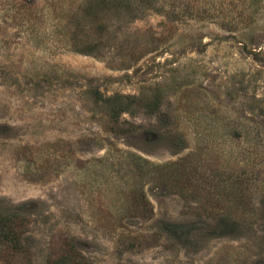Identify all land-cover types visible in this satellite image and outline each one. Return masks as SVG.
Segmentation results:
<instances>
[{
    "label": "rangeland",
    "instance_id": "374dc122",
    "mask_svg": "<svg viewBox=\"0 0 264 264\" xmlns=\"http://www.w3.org/2000/svg\"><path fill=\"white\" fill-rule=\"evenodd\" d=\"M66 254L264 264V0H0V264Z\"/></svg>",
    "mask_w": 264,
    "mask_h": 264
},
{
    "label": "trees",
    "instance_id": "16d2710c",
    "mask_svg": "<svg viewBox=\"0 0 264 264\" xmlns=\"http://www.w3.org/2000/svg\"><path fill=\"white\" fill-rule=\"evenodd\" d=\"M126 98H129V96H125ZM111 97H106L104 99L105 103H108L111 101ZM124 108V107H123ZM123 108H116V106L114 107V112L113 114H111V117L113 118V120L115 121H118L119 120V114L120 112L123 110ZM76 255V254H74ZM78 258H83V255H78V257H74L73 255H69V254H66V255H61L60 257L54 259L51 261L50 264H80V260Z\"/></svg>",
    "mask_w": 264,
    "mask_h": 264
}]
</instances>
